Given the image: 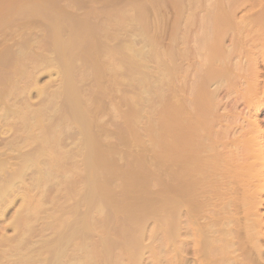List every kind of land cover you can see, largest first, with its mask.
<instances>
[{"label":"bare ground","instance_id":"obj_1","mask_svg":"<svg viewBox=\"0 0 264 264\" xmlns=\"http://www.w3.org/2000/svg\"><path fill=\"white\" fill-rule=\"evenodd\" d=\"M2 1L4 2L8 1L7 3L9 4L7 8L8 7L10 8L9 5L15 3L17 0H0V2ZM1 12H3V9L2 11H0V13ZM45 12H44V15H45ZM215 12L214 14H212L214 22L211 25L210 24L208 25L210 27L209 29L210 31L208 30L207 33H208V38H209V35L211 34L210 40L208 39L206 41L207 29L206 30L203 29V31L200 32V35L204 33V38H203L204 41L201 40L202 39V35H201V39H200L201 42L199 41L200 37H198L196 39V42L198 41L199 43L198 44L195 43L193 44V47L192 46L189 47L190 46L189 44L186 45L187 39H182V40H185L184 42L181 41L185 45H184V48H180L182 52H180V49L179 51L177 49V52H179V54L177 53V55H176L175 45L177 44V40H178L177 38H179L177 37V35L179 36L180 33H178L179 31L177 32V28L175 29H176V33L178 34L174 33L175 31L174 28L172 29L173 31L171 32L172 35L170 39L171 44L169 48L167 47L168 50H166L165 52L166 55L168 53L167 61L169 60L170 61L167 62L168 66H166L165 68H164V63L162 62L164 61L166 63V60L164 59L163 61H161L164 57L162 58L161 56L162 54L158 50L159 48L157 49L155 48L156 51L158 52L157 53L156 51L153 50L154 48L152 49V46L150 47L151 52L154 51L156 53L152 54V61H150V59L149 61H150V64L154 63L153 67L156 69L158 73V75H156V71H153L155 76L152 73V75L155 77V79L153 78L154 80H152L154 81L152 83L153 88L155 87L159 89V86H160V91L162 94L163 88H161V86H163L164 83L166 82L165 84L166 85L168 84L169 89L167 87H164V88L165 89L167 88L168 90L167 93L170 94V95H167L169 96L168 97L169 100L167 99L166 100L167 103L165 102L166 104L163 105L164 107L162 106L164 108L163 110L158 108L160 110L159 112L157 110V113H156V110H153L154 115H155L153 117H151L153 113L152 114L150 113L151 114L150 122H152V119H153L152 125L154 124V127H156V129L153 127L154 131L156 130L154 134L150 132L151 133L150 143H151V146L153 147V148L151 147L152 148V151H151L152 160H153L152 164H154L153 169H150V170H154V173H152L154 174V176L153 175L152 176L155 180V184L157 183V185L159 186L164 185L165 189L163 188L164 190L162 189L161 190L162 192L160 191V193H157L153 198L151 197L152 199H150L149 197L150 193L148 196L149 200L148 199L146 201L144 200L147 196H145L144 199H142L145 201L144 206H146V209L144 206H143L144 209L143 207L142 208L140 207L139 210L141 209L142 211H139V215L141 212H143V210L144 211L147 210V212L146 213L144 212V214L141 213V217H142L141 219L139 218L140 216H138L139 219L138 218L136 219L138 213L137 214L135 213L138 211L137 210L138 205L139 206L142 205L141 203L136 204L137 208H136V205L134 204L135 206L134 208H136L137 211L135 210L134 212L133 210L131 213L130 211H128L130 214H132L133 212L134 214H136V217L132 214L133 221L131 220V222L133 224L131 223L130 225L132 226L136 225L137 228L132 227L133 229H135L134 230L135 232L131 231V234H129L130 229H131L129 225L130 221L127 223L126 222L127 220L125 219V217H127V215L130 216V214L127 213L126 215V213H123L124 211L127 212V208L129 207L127 206L126 208L123 206L125 209L120 208L122 204L121 205L119 204L118 206L117 204H115V202L114 203L112 202L115 199L112 198L113 199L112 200L109 197L111 199L110 200L108 196L106 195L107 188L105 187V185L107 183L104 184L105 181H102V176H103L102 174L105 171L103 169L104 165L97 159V158H100L99 152H101V150L99 149L98 153L96 151H93V147H94L93 142H94L95 137L93 138L91 135V130H90L91 121L86 115L88 108L84 106V104H86V102L90 100L86 101L85 100L86 97L83 100L82 99L83 95L81 96V99H80L79 94H80L81 88L77 90L78 87L75 88L76 87L75 86L72 89L71 87L74 84L71 87H69L71 85L72 79H75V77L72 78V72L69 71L70 70L69 67L71 66V63L74 64L73 62L74 58L77 59L78 57H81V59L79 58L80 61L82 60V63L83 61H85L84 63L87 62L86 64H88V66L90 64L94 66L97 65V63L95 62L96 56H94L92 49L89 50L88 52L90 53H88L87 49L89 47L87 48L86 45L83 43L85 39H82V38H84L83 36H85L87 33L85 29L86 26H84L83 24L82 30H83V27L85 30L84 32H82V30H80L81 29L80 23L78 25L79 31L76 28H74L72 24L71 26L73 27V29H71L70 27L71 31H69V27H68L67 31L69 33H67L66 31L67 33L66 36H68L69 39L65 40V37L64 39L61 38L63 37V34H61V31L64 25L58 22L56 18L54 19V16L53 17L50 16L51 18L47 17V19L50 18L48 20L49 22L48 29H46L48 30V33H49L48 37L50 38L49 51L50 53L52 52L53 56L52 55L47 56L48 53L44 54L45 56H43L42 52L40 51L42 55L41 54L39 55V62L41 63V60H42V64H43V60L46 58V60L48 61V62L46 61V63H48L50 67H52V68H49V70H53L52 72L55 71L56 75L58 76L60 75L61 82L59 81V84L57 83L58 84L57 91L56 89H55V92L51 90L52 93H50L51 97L49 94V98H48L49 101H47L46 104H42V107L44 105L45 106L48 105L47 103L53 102L55 97L57 95H60V93H62V96L60 97H62V99L65 97L66 99V100H63L66 104L62 102V105L60 104L61 105L60 108L59 106H57L58 108L55 107L56 106L55 102L58 100H61V98L58 99L59 96L57 97V99H55L56 101L52 103L54 104V106H53V109L51 110L53 113H55V117H54L55 120L53 119V121H52L53 114L52 116L48 115L47 112H45V111H48L47 109L46 110L45 109L43 110L42 108L38 109V107L37 109H34V110L33 108L30 109V106L32 104L30 105L29 103L30 101L27 100L28 98H25L27 100V104L25 100L26 106L25 104H23L24 103L23 100H22V103L21 101L17 102V103H21V105L18 104L19 106H23L20 109L14 110L16 106L14 108H13V105H11L12 107L10 106V103L12 102V100L10 99L11 101L9 103V98H15L16 100H18L17 95L24 94V93L25 95L30 97L31 92H35L37 96L38 95L43 96L44 89L42 88V86L39 87V84H37L38 86H36L35 83L37 82H35V77H33L35 76V73L32 71L31 72L28 71V67L33 66L32 64H31L32 66H30V63H33L36 65V62H38L37 58H36V61L34 60V62L33 61L30 62L31 57L27 58L28 56L27 57L25 56L26 54L24 52V48H26L27 46H30L29 43L23 42V44L21 45V48L20 49L17 48L18 50L15 51L14 54H12V57L4 61L2 57L5 55V50L10 49V52H9L10 54L14 49L12 48L13 50L11 51V48L8 47V45H10V44H6V41L8 40L4 38L0 39V43L5 42V45H3L2 43L0 44V46L2 45L5 47V49L2 48L3 54L0 51V58H1L0 66L3 67L1 68L5 75V76L3 75L4 78H2V82H1L3 84V87L0 88V112H1L0 122L3 120L5 124H6L5 121L9 122L8 127L6 128L4 127L5 129L2 130V134H5L6 136V134L10 133V131L12 132V137L10 135V139L8 140L4 139L5 140L4 146L7 148V150L11 151L12 154L9 152L6 153L7 152L6 149H5L6 152L0 151V223H1V228H3L4 231L10 228L14 232L13 235L11 234L12 236L11 235L7 236L8 233L5 234L6 232L0 233V264H140L141 260L143 259L142 256H144V252H145V249L143 251V248L141 246L142 244H140L144 240V239L142 240L141 238L145 237L143 236L144 228L142 226H144L143 224L147 222L146 220H148L149 218L148 215L157 224L152 232H151L152 229L150 230V234H152L154 237V234L158 235L159 231L160 233H164L163 238L165 240V244L168 249L167 254L169 255V256L167 255V259L169 260L167 261L169 262L168 264H179V263L180 264H244V260L248 258L250 262L255 260L254 264L255 263L264 264V219H263L262 213L260 212V206L264 202V137H263V130L260 124L256 122L255 120H253L252 117L249 116L251 115L250 114L251 107L248 101L250 99H254L255 97H257L260 91L263 94V96L260 97L258 101L261 99L264 100V81L262 83L263 85H261L262 88L261 87L259 88L261 75L258 70L259 68H257L256 65H254L255 63L253 64L252 67L250 66V68L246 67V71H247L246 74H241V71H243L244 64L242 66L240 65L242 62L241 63L239 62L240 64H238V63H235L234 60L237 59V57H240V56L242 57V55L246 54L247 51L246 53L244 52V54L242 53V55L241 54L239 55V53L245 50L240 51L239 49H241V47L236 46L237 47L236 48L233 46L229 47L225 45L226 42L224 43V41L222 40H224L229 33L231 34L232 31L231 29L229 30L226 28H225L226 30H224L222 26V23L224 22V20H226L224 19L225 17H223L225 15H223V13L218 10ZM4 15L5 13L3 14V16ZM42 15H43V12H42ZM260 20H261L260 22H264V15L260 17ZM115 21H117V19ZM136 21L138 20L136 19ZM118 22H120L119 19H118ZM121 22L123 25V21ZM71 23H68L69 24L68 26H70ZM109 23H112V21ZM20 25L22 26V24ZM261 25L262 27H260ZM11 26L14 27V25H11ZM110 26L112 25L110 24ZM110 26L108 27L110 28ZM260 26H258V28L257 27L255 28L257 29V32L256 30L252 31L254 27L253 28L251 27L252 29H250L249 26H246L247 29L250 30V32L252 31L251 33L254 32L253 36H255L253 38L250 35L251 33L250 34L248 33L249 31L248 30L247 40L249 39V35L251 36V39H253L256 42L258 40V37H260L261 35L262 36L260 38L261 39L264 38L263 37L264 35L263 34L264 32L263 24H260ZM246 27H245V31L247 30ZM259 27L261 29V33H262L261 35L259 34L260 32L258 33ZM66 28H67V25L64 27V29L66 30ZM237 28L238 30L234 29V31H236V33L238 32V34L241 35L242 31L244 30V27H237ZM74 29H76L75 32L78 31V33L74 34L75 37H73V33H72ZM107 30L108 28L106 29V31ZM46 34L47 33H45V35ZM68 34H71V36ZM175 34H176V37H175ZM243 34H244V31H243ZM257 34H258V37H257ZM29 35L27 34L26 36L29 37ZM78 35L80 36L78 37L79 40H76ZM205 36H206V39H205ZM245 36L246 35H244L243 37ZM10 38H11V35H10ZM73 38L75 39V41L73 40ZM211 39H213V41ZM235 39H237L236 36H235ZM230 40H232L233 42V39H229V41ZM81 41H82V44H81ZM76 42L77 43L80 42V44H77ZM174 43L176 44L173 45L174 46L173 47L172 44ZM244 43L246 44V40L244 41ZM252 43H255V42H252ZM13 44H15V42ZM260 44L262 45L260 46ZM260 44L251 45V49L248 50V54L249 53L255 54L254 48H256L257 51L258 49L259 51L260 50L263 51L264 44L263 43H260ZM33 45H34V42H33ZM249 45L250 44L247 45L248 48H249ZM49 46H47V48ZM100 48L102 52L103 49L102 47ZM94 49L95 47H93V50ZM108 49H111V48H108ZM112 49H115V48H112ZM130 50L129 52H131ZM137 51L138 50H136V54L134 53L135 51H133L132 53L133 57L131 56V53L129 55V52L127 53L128 55L125 54L126 55L125 60L129 64H131L130 66L131 68H133V71L135 72V75H136L135 77L137 79L136 82L138 85H140L139 86L140 88L142 87L143 90L140 89L141 92L143 91V93H145V92H148V90L152 91L153 88L151 85L150 87L151 90L150 89L147 90L146 77L149 75V73L148 75H146V73L142 71V67L144 68V65H146V60L145 58H143V56L145 55V52L143 51V49L140 50L144 53V55L143 53H141L142 55L141 57L139 56L141 58L140 60V58L139 59L137 58V56L139 55L137 53H140V52L139 51L137 52ZM184 51H187V52L183 54ZM44 52L46 53V51ZM103 52H107L106 55H108L109 53V51H106V50H104ZM149 52L147 54L151 55V52L150 54ZM263 52H262V55H263ZM122 53L123 52H121V54ZM113 54L115 55V53ZM186 54H188L187 57H184L186 56ZM34 55L35 54L33 53V57ZM76 56L78 57L76 58ZM98 56L100 55L98 54ZM181 56H183L184 58H182ZM35 57H38V55L36 54ZM135 57L137 59V62H135L136 61ZM176 57L180 60L179 63ZM132 58H134L135 60ZM160 58L162 59L160 60ZM98 59H101V56ZM190 59H192V61H190ZM112 60H114L113 57H112ZM122 60H123V57H122ZM131 60L134 61L135 63H133ZM101 61L99 63L102 64V66H104L105 62H107V59L104 63ZM142 61H145V64ZM236 62L238 61L236 60ZM111 64H113V62ZM38 65L40 66V64ZM120 65L121 63L116 61L115 64L112 65L111 71H118L119 70L118 68H121V66L123 68L125 63L122 64L121 66ZM98 66L99 65H97L96 70L99 68ZM234 66H236V68ZM85 67H83V69ZM95 67H93L94 70H95ZM113 67L115 70H113ZM188 67H189V71L187 70ZM36 68H33V69H35L36 71ZM41 68H42V65L40 68H37V69L40 70ZM100 68L104 72L103 67H100ZM106 68H108V65H106ZM101 70H99V72ZM120 70L118 72H120ZM143 70H145V68ZM102 71L99 73L100 75L96 73L98 76V79L100 80L101 78L99 77H101ZM44 72H46V70ZM47 72H49L48 69H47ZM89 72L93 73L91 68ZM69 73H71V75ZM109 73H110V69H109ZM116 73L117 72H114L113 74H116ZM37 74L38 72L36 73V75ZM73 74L76 75L77 73H73ZM83 74H80V75H83ZM113 74L111 73V75ZM18 75H19V78H17ZM38 75L36 76L37 78H38ZM95 75H93V80H94ZM129 76L130 75H128V77ZM28 77H30V79ZM70 77L72 79H70ZM78 77L80 78L79 75L77 76V78ZM90 77H92V74L91 76H89V78ZM24 78L29 79L28 80L29 82L27 81V83L29 84L30 82L31 84L33 83L34 87L32 86L31 88H29L27 87L28 84L23 85L22 80H24ZM31 78H34L33 82L30 81ZM162 81L163 83H161ZM21 82L23 86L21 85L19 86ZM68 83H69V86H68ZM47 84L48 83L44 84L43 87H45V85ZM112 84L114 85L115 83L112 82ZM25 85L26 87H24ZM116 86L118 88L119 84H117ZM125 86H128V84H125ZM130 86H131L130 88H132V85ZM45 88H46L45 89V92H46L48 87H45ZM59 88H60V91H59ZM144 88L146 89L145 91H144ZM49 91H50V88H49ZM49 91L47 92L49 93ZM96 91L100 92V90L98 91L97 89L95 90V94H94V90H93L92 94H94V97L97 95ZM90 92H89V95H90ZM136 92H135V95H137ZM154 92L158 93L159 90H156V91L153 90L152 94ZM119 94H121L120 89H119ZM159 94L156 95V103L158 100L157 96H159ZM233 94L235 95L233 96ZM238 94H240L239 99L235 97ZM44 95L47 96L46 93ZM99 97L101 96L99 95ZM105 97H106V94H105ZM165 97H164V100H165ZM92 98L93 97H91V99ZM15 99H14V102L16 104ZM123 99H124V96L122 100ZM135 99L134 98L132 99L133 100L131 102L132 104L135 101ZM137 99L138 100H136V102L140 104L138 96H137ZM5 100L6 102H8L9 105L5 102ZM164 100H161V101H164ZM84 101L86 102L84 103ZM96 101L98 102L99 99L96 100V97H95V103ZM118 102L120 101H117L116 103ZM136 102H135V105H136ZM144 102H145V99L143 103ZM91 103L87 102V104L89 105ZM62 106H63V109H62ZM138 107H136V109ZM141 107L142 105L140 106V108ZM57 109H59L60 112L61 111L63 112V113L61 112L63 114L61 115V117H59L58 113L60 112H58ZM56 111L58 112L57 113L58 115H56ZM129 111H133V110H129ZM136 111L134 110L133 113L131 112L132 115L129 117L130 120L134 119V118L131 119L132 116L139 114L138 110ZM89 112L90 114L93 113L90 110ZM140 112H141V109H140ZM65 113L67 114V116L65 115ZM118 114H119V118L122 119L121 118L122 114L119 113V110H118ZM57 116H58V120L56 118ZM63 116H65L64 118L66 119V121H68V125L66 121L65 123L64 121L63 122L60 121L61 119L59 118H62ZM8 118L9 119L11 118L12 121L11 120L9 121ZM11 122H13V124ZM60 122L64 123L65 126L67 125L68 129L70 127V130L71 129L78 130L79 131L78 134L80 133L79 135H81V137L78 136L80 138L77 139V141L82 139L83 143L81 144V146L82 145L84 146L82 156H80L79 158V159L82 158L81 167H79L80 165L79 166L76 165L75 161L74 163L69 162L70 164L65 163L67 162L66 160L73 158V157L75 158L77 149L75 150L76 152L73 155H71L70 150H69L70 153L68 152L67 155H65L64 152L61 151L63 149L60 150V147H62V146H59V143H61L60 142L61 137L58 138L57 136L58 131L59 130L61 131L62 129V128L59 129L60 124H61ZM131 123H132V129L134 131V129L137 128L136 127L137 124L134 127L133 125L134 123L133 122ZM0 124L2 125V123ZM61 127H62V124H61ZM146 129L147 128H145V131ZM120 130H122V127L120 128ZM135 132L136 131H134V133ZM137 132L136 134H138ZM139 135L138 136L136 135L137 140L136 138H134L135 141L137 142L140 140ZM144 137H145V134H144ZM141 143L142 142L139 143V146H141L140 145ZM62 144L64 143L62 142ZM135 145H137L138 147L137 143H135ZM28 147H29L28 150L22 151L24 148L26 149ZM15 152H18V153L15 155L13 154ZM139 152H140V149H139ZM80 153H81V150H80ZM77 154L76 156L79 155ZM65 156H66V159H65ZM137 164L139 163L137 162ZM141 164L143 165V162H140V165L137 168L138 172L140 170L139 168L142 167ZM151 166H149L148 169L151 168ZM67 167L69 169H67ZM135 168H136V165H135ZM144 170H147V169L144 168ZM79 171L82 172L81 173L82 175L80 174ZM51 172H52V176H55V177L57 176L56 177L57 181L59 179L58 175L61 179V176H60L61 173H63L62 175H64V173L65 175H67V176L64 175L65 178L64 176L62 177L61 182L59 179L60 185H58L60 190H61V187H60L61 185L64 187L66 191V195L62 196L64 197L63 200L65 202H61V203H59L60 200L58 201L57 197L56 198L51 197V199H54L55 201L52 200L53 201L51 202L52 207L50 206L51 209H48L49 206L45 205L44 203L45 201L41 197L43 195L41 194H43L42 190L43 188H45V187H42L44 186L42 184L43 183L46 184L45 179L47 182L48 178L51 175L50 174ZM56 172L58 175L56 174ZM136 172H135V174H137L136 180H137V177H139L141 174L142 178L141 176L139 178H141L142 180L144 179L143 181L145 183L146 181L145 173H143L142 171L141 173H138V172L136 173ZM78 173L81 176H79V178L75 180L76 176H78ZM27 176H30L29 180L31 179V183L28 184L29 186L26 185L25 183L26 179H28L26 178ZM108 176H109V173H108ZM104 178L105 177H103V179ZM63 179L65 180L67 179V180L65 181ZM128 180L130 181V179ZM62 181L63 182L65 181V182L63 183ZM108 181H109V178H108ZM143 181L139 183V180H138L137 185L138 183L139 185H141ZM57 184L55 186L57 188V194H58L59 189L57 187ZM131 184H134V183H131ZM130 188H132V186ZM32 189H34L35 192L37 191V194L36 193L31 194ZM107 192H109V190ZM138 192H140V190ZM13 196L14 198L17 196L19 200L21 199V203L17 211L15 210L14 216L12 217L11 222L9 221L10 223L8 222V225H5V227H3L2 225L6 223L3 219L4 212L9 208L10 204L12 205ZM74 196L76 198L80 196L79 197L80 201H78V203L75 201L73 202L74 204H71V205L68 204L67 201L68 202H70V200L72 201V199H74L73 198ZM62 197L60 198L62 199ZM138 197H141V196H138ZM47 200H48V197H47ZM116 205L119 208H117ZM46 206H47V210H46ZM80 206L84 207V208H81V209H84V212L82 213L83 215L80 214L81 216L77 217L79 216V213L81 212H77L76 209L79 207V210H80ZM121 209H123L124 211ZM128 210H132V209H128ZM105 211L107 212L109 211L111 215L112 213L113 214L123 213L124 215V217L122 218L123 222L122 221H121L122 223L120 222L123 226L119 228L121 225L118 226L116 224L118 226V228H116V232H115V229L113 233H110L108 230H107L108 232H106V229L104 227L106 223L105 215H107V213H105ZM76 212L78 213V215ZM144 215H147V216H144ZM122 216L120 215V217ZM109 218H113V217H109ZM143 218L145 221L143 220ZM124 220L126 221L124 222ZM98 221H100L104 225L103 224H102L103 226L100 225L101 228L103 227L102 229L100 228L99 230L98 229L96 230V228H98V225H95V224ZM141 222H143L142 225H141ZM123 223L126 224V227L127 225L129 227L125 229V226H124L125 224ZM136 223H140V224H138L137 226ZM138 227H140L139 230H138ZM145 228H146V224H145ZM92 233L96 234L97 236L96 238L97 241H94V243L89 242V239H90L89 235H91L93 238ZM34 234H37L36 237ZM96 236L94 235V237ZM112 236L113 237L116 236V237L113 238ZM115 245L116 247L114 249ZM188 246H189V250L187 251ZM190 246L192 247V249H190L191 248ZM113 249L116 250L115 252H117V250L119 249L118 254L115 253L114 257H113L114 254L110 252V250L112 251ZM190 250H192L191 251V256H192L191 260L193 258L192 261L188 260L189 258L187 257L185 259V256H189L188 252ZM186 252L187 254L185 255ZM252 257L254 259H252ZM189 261H191V263Z\"/></svg>","mask_w":264,"mask_h":264},{"label":"rangeland","instance_id":"obj_2","mask_svg":"<svg viewBox=\"0 0 264 264\" xmlns=\"http://www.w3.org/2000/svg\"><path fill=\"white\" fill-rule=\"evenodd\" d=\"M7 2H4V1L0 2V11H2V9H3V12L0 13L1 14L0 15V39L4 38V39L8 40V41H6V44H10V45H8V47L11 48V51L13 49L14 50L9 54L10 49H8V50L6 49L7 51L5 50V55L3 57L2 56L1 57L5 61L6 59L11 58L12 57V54H14L15 51H17L18 49L21 48V45L23 44V42L24 43L25 42L29 43L30 46H27L26 48H24V52L26 54L25 56L26 57L28 56L27 58H30L31 57V59H30L31 61L30 62H32V61L34 62V60L36 61V58H37V61L38 62H36V65L40 64V66L39 65L36 66L35 64L29 62L30 63V66H32V65L33 66L32 67H28V71L29 72L32 71V72L35 73V76H33V77H35V82H37V83H35L36 86H38L37 84H39V87L42 86V88L44 89L43 93L44 94L46 93V95H47V96H45L43 93H41V94H43V96H40V95L37 96L35 94V92H31L30 93V97H28L24 93V94H18L17 95V97H18L17 99L18 100H16L15 98H9V103H10L11 100L13 102V104H12V102L10 103V106L13 105V108L16 106L15 107L16 109L14 108V110H17V109L22 108L23 106H19V105H21L22 100L24 102L23 104H25V100H26L25 98H28L27 100L30 101L29 102L30 105L32 104L30 106V109L33 108V110H34V109H37V107H38V109L42 108L43 110L44 109L45 110L47 109L48 111L50 109V111H49L50 114H49L48 111H45V112H47V114L48 115H51V116L53 114V117H52V121H53V119L55 117V113H53L52 110H51V109H53V106H54V104H52V103H54V101H56L55 99H57V97L59 96L58 99L61 98V100H58V101L55 102V104H56L55 107L58 108L57 106H59V108H60V106L62 105V102L65 103L63 100H66V99H65V97L62 99V97H60V96H62V93H60V95H57L55 97V99L53 100V102H51L52 101L51 100L50 101L51 103H47L48 105H46V106L44 105L42 107V104H46V102L49 101V99H48L49 98V94L52 93V91L55 92V89H56V91L58 90V87L57 86H58L59 81H60V75L58 76V75H56L55 71L52 72L53 70H49V68H52V67H50V65L48 63H46V61H47L46 58L43 60V64H42V60H41V63L39 62V55L41 54V52H42L43 56H45L44 54H47V53H48L47 56L48 55L49 56L50 55L53 56L52 52L50 53V51H49V48H50V46H49L50 45V41L49 40H50V38L48 37V34H49L48 33V30H46V29H48V25H49L48 20L51 18L50 16H52V17L54 16V19L56 18L58 20V22H60L61 24L64 25V27L67 25L66 30L63 27L62 28V31H61V34H63V37H61V38L64 39V37H65V40H68L69 39V37L66 36L67 33H69L67 31L68 30V27H69V31H71V29H73V27L78 30L79 29V27H78L79 23L81 25V29L80 30H82L83 24H84V26H86L85 29H86V31H87L88 34L85 32L86 33V35H85V33H84L85 36H83L84 38H82V39H85L84 40L85 42L83 41V43L86 45L87 48L89 47L87 49V52L92 49L93 54H94V56H96V60H97V61L95 60V62L97 63V65H99L98 66L99 68L96 70L97 65H95L96 67L94 65H91V64H90L91 66L90 65L88 66V64H86L87 62L84 63L85 61H83V63H82V60L80 61L81 57H78L79 55L76 56V58L77 57L78 58L77 59L74 58V60L72 59L73 62H74V64L71 63V66L69 67L70 68L69 71L72 72V78L75 77L76 80L75 79H72L70 77V79H72V82H71V85L70 86H69V83H68V86L71 87L74 84L71 87L72 89L75 86H76L75 88L78 87L77 90H79V88H81L80 89V94H79L80 95V99H81V96L83 95L82 96V99L83 100H84L85 97L86 98L90 97L88 99L85 98L86 101L87 100H90V101H87L88 103H91V101L93 100L90 105L87 104L86 101H84V103L86 102V104H84V106L88 108L87 109V113H89V114L86 113V115H87V117L91 121V129H90L91 130V135H92L93 138L95 137L94 138V142H93V146H94L93 147V151H96L98 153L99 152V149L101 150V152H99V157L100 158H97V159L104 165V167L103 166L102 167H103V169L105 171H104L103 174L102 173L101 174L103 175L102 176V181H105L104 184L107 183L105 185V187L107 188L106 195L108 196V198L110 197L111 199L112 198L115 199V200L112 199L113 200L112 202L113 203L115 202V204H117L118 206H119V204L120 205L122 204V206H120V208H124V207L127 208V206H128L129 208H127V212H125L123 209H121V210L124 211L123 213H126V215H127V213H129L128 211H130V213H131L134 210V212H135V210L137 208V205L136 204H140L141 203L142 205H140V206L138 205V209H137L138 211L136 210L137 212H135L136 214L138 213L137 217H136V214H134V212L132 213L136 217V219L138 218V216H140L139 218L141 219L142 218L141 217V213L144 214V212L145 213L147 212V210H145V211L143 210V212H141L140 215H139V211H142L141 209L139 210V208L140 207L142 208L145 205V201L147 199L149 200V198H148L149 193H150V196L149 197H150V199H152L157 193H160V191L163 188L165 189V186L164 185L159 186V185H157V183L155 184V180L153 178L154 174H152V173H154V170H150V169H153V166H154V164H152V161L153 160H152V153H151V151H152V148L153 147L151 146V143H150V137H151V133L154 134V132H156V130L154 131V128L156 129V127H154V124L152 125L153 119H152V122H150V121H151V117L155 116L153 110H156V113H157V110H158V112H159L160 109L163 110L164 109L163 108L164 107L163 105L167 103L166 100L169 97L167 95H170V94L167 93L168 92V90H167L168 84L167 85L165 84L166 83L165 80H164V82H165L164 85L161 86V88H163L164 91L166 90L165 92L161 89L162 90V94H161L160 86H159V89H157L155 87L153 88V84L152 83L154 81H152V80L155 79V77H154L155 74L153 73V71H156V69L153 67L154 66L153 65L154 63L150 64V61H152V54L153 53H156L157 52L156 49L159 48L158 50H159V52H161L162 58L164 57L163 59L160 58V60L161 59H162L161 61H163L164 59L166 60V63L164 61L162 62V63H164V68L166 66H168V63L167 62H169L170 60L167 61L168 60V56H167L168 53L166 55L165 52H166V50H168V48H169V46L171 44L170 43V39H171V35H172L171 32L173 31L172 29L174 28V30H175L174 33H176V29L175 28H177V32L179 31L178 33H180L179 36L177 35V37H179V38H177L178 39L177 40V44L176 43L172 44V46L176 44L175 45V49H176V55H177V53L179 54V52H177V49L179 51V49L180 48H184V45H185V44H183L181 42V41H183V42L185 41V40H182V39H187L186 40V45L189 44L190 45L189 47H191V46L193 47V44H195V43L198 44L199 42L198 41L196 42V39L198 37H200L199 38V41H200L201 35H202V39L201 40H203V38H204V33H202L200 35V32H202L203 29L204 30L207 29V31H206V33H207L208 30L210 29V27L208 25L209 24L211 25L214 22V19L212 17V14H214V12L217 11V10L220 11V12H222L223 15H225V16H223V17H225L224 19H226L222 23V26H223L224 30H226V29H229L230 30L231 29V31H232V33L231 34L229 33L230 35L228 34L229 36L227 35L226 38L224 40H222V41H224V43L226 42V44H225L226 46H229V47L230 46L231 47L232 46L233 47H236L237 46V47H241V49H239L240 51L241 50H245V51H242L241 53H239L237 51L239 53V55L240 54L242 55V53L244 54V52L246 53V51H247V53L244 54V55H242V57L241 56L240 57H237V59H235L234 62L235 63H238V64H240L242 62L240 64L242 66L244 64L243 71H241V74H246L247 73L246 67L250 68V66L252 67L253 64L255 63L254 65H256V67L259 68L258 70H259V73L261 75L260 76L261 78H260L259 88L261 87V85H263L262 83H263L264 80H262V79H264V52H263L264 50L263 51L260 50L261 51V53H260L259 49L257 51V49L254 48L255 54H251V53L248 54V50L251 49V45H257V44L259 45L260 43H263L264 44V38L263 39L260 38L262 36L261 35L262 34L261 33V29H260V27H262V25L260 26V24H263V27H264V22H260L261 21L260 20V17L262 15H264V0H17L15 3L9 5L10 8L9 7L7 8L8 4H9ZM4 7L7 8V9H5ZM7 10H8V12H7ZM42 12H43V15H42ZM44 12H45V15L47 13L46 16L44 15ZM4 13H5V15L3 16ZM47 17H50V18L47 19ZM116 19H117V21H115ZM118 19H119L120 22H118ZM136 19L138 21H136ZM74 21H75V23H74ZM111 21L114 24L109 23ZM121 21H123V25H122V22ZM117 22H118V24H117ZM68 23H71L70 26H68L69 25ZM20 24H22V26ZM86 24L88 25V27H87ZM110 24L112 26H110ZM11 25H14V27H12ZM250 25H252V26H250ZM257 25L260 26L259 27V30H258V33L260 32L259 34L261 36L258 37V34H257V37H258V40L259 41L257 40V42H256L253 39H251V36L253 38L255 37V36H253L254 35L253 34L254 32L253 33H251V32L253 30H256V32H257V29H255L256 27L258 28ZM108 26H110V28ZM246 26H249L250 29H252L253 27L254 28L250 32V30L247 29ZM10 27H11V29H10ZM70 27H71V29H70ZM116 27H118V28H116ZM237 27H244V30L242 28V30L244 31V34H243V31H242L241 35L238 34V32L236 33V31H234V29H237L238 30ZM245 27L247 29L246 31H245ZM19 28H20V30H19ZM104 28H105V30H104ZM107 28H108V30L106 31ZM76 29H74V31L72 32L73 33V37H75L74 34L75 33H78V31H79L78 30V31L75 32ZM85 29L83 27L82 32H84ZM239 29H241V28H239ZM66 31H67V33H66ZM233 31H234V33H233ZM247 31H248L249 34L251 33L250 34L251 36L249 35V39L248 40H247V38H248ZM245 32H246V34H245ZM45 33H47V34L45 35ZM178 33H176V34H178ZM25 34L26 35L27 34L28 35L31 34V35H29V37H28ZM36 34H37V36H36ZM43 34H44V36H43ZM176 34H175V37H176ZM263 34H264V32H263ZM10 35H11V38H10ZM68 35L71 36V34H68ZM244 35H246V36L243 37ZM81 36H82V34H81ZM210 36H211V34L209 35V38H208V33H207V39H206V36H205L206 41L208 39L210 40ZM235 36L237 37V39H235ZM78 37H80V36L78 35L77 38H76V40H79ZM92 37H93V39H92ZM257 37H256V39H257ZM263 37H264V35H263ZM9 39H11V40H9ZM82 39H80V40H82ZM91 39H92V41H91ZM229 39H233V42H232V40L229 41ZM12 40H13V42H12ZM73 40L75 41L74 38H73ZM211 40L213 41V39H211ZM236 40H238V41H236ZM245 40H246V44L244 43ZM251 40H252V42H255V43H252ZM14 42H15V44H13ZM33 42H34V45H33ZM208 42H210V41H208ZM1 43L3 45H5V42H1ZM40 44H41V46H40ZM77 44H80V42H78ZM81 44H82V41H81ZM231 44H233V45H231ZM248 44H250L249 45V48L247 46ZM261 45L262 44H260V46ZM47 46H49V47L47 48ZM151 46H152V49L154 48L153 50L156 51V52H154V51L151 52V48H150ZM246 46H247L248 49L246 48ZM93 47H95L94 50H93ZM100 47H102L103 51L104 50L109 51L108 55H106L107 52H103V51L101 52V48ZM2 48L5 49V47L2 46V45L0 46V49H1L0 51L1 52L3 51ZM108 48H111V49H108ZM112 48H115V49H112ZM138 48L140 50L143 49V51L145 52V55ZM119 49H121V50H119ZM129 50L131 52H129ZM136 50H138L140 52V53H137V54H139L137 56V58L139 59L142 56L141 53H143V55H144L143 58H145V60H146V65H144L145 70H143L144 68L142 67V71L145 72L146 75H148V73H149V75L147 77L145 75L146 82H147V84H146L147 87L146 86L145 87L148 90V89H150V87L152 85V88H153L154 91L159 90L158 93L157 92H154L155 94L154 93L152 94L153 90L152 91H149L148 90V92H145L146 94L143 93V91L141 92V90H143V89H142V87L140 88L139 87L140 85H138L137 82H136L137 81V79L135 78L136 75H135V72L133 71V68H131V66H130L131 64H129L125 60V57H126L125 54H127L129 52V55L131 53V56H132L133 51H135L134 53L136 54ZM44 51H46V53ZM149 51L151 52V55H148L147 54ZM121 52H123L122 54H124V55H122ZM150 52H149V54H150ZM180 52H182L181 49H180ZM185 52H187V51H184L183 54ZM262 52H263V55H262ZM33 53L35 55L37 54L38 57H35V55H34V57H35V59H34ZM88 53H90V52H88ZM113 53H115L116 56ZM252 53H253V51H252ZM2 54H3V52H2ZM98 54L101 56L102 61H101V59H98V58H100V56H98ZM188 54H186V56H184V57H187ZM109 55H110L111 59H110ZM181 55H182V53H181ZM112 57L114 58V60H112ZM122 57H123V60H122ZM181 57L184 58L183 56H181ZM241 58H242V60H241ZM82 59H84V58H82ZM106 59H107V62H105ZM132 59H134V58H132ZM135 59H136V57H135ZM149 59H150V61H149ZM176 59H178V58L176 57ZM109 60L111 61V63L113 62V64H111ZM127 60H128V58H127ZM129 60H130V58H129ZM140 60H141V58H140ZM236 60L238 62H236ZM100 61L103 62V63L105 62V65L103 64L105 67L102 66V64L99 63ZM116 61L119 62V63H121V65L125 63V65L123 66V68H122L121 65H120L121 68H118L119 70L121 69L120 72H118L119 70L118 71H111L112 70V65H114ZM179 61L180 60L178 59V63H179ZM190 61H192V59H190ZM44 62H45V64H44ZM132 62L133 63L137 62V59H136L135 62L134 61H132ZM142 62L145 64V61H142ZM41 65H42V68L40 70L37 69V68H40ZM106 65H108V68H106ZM151 65H152V67H151ZM82 66L83 67L86 66V67L83 69ZM1 67L2 66H0V70H1L0 71V88L3 87V84L1 82H2V78H4L3 77L4 72L2 71V68L3 67L2 68ZM87 67H88V69H87ZM93 67H95V70H94ZM100 67H103V70H104L105 73L101 70ZM234 67L236 68V66H234ZM33 68H36V71ZM77 68H78V70H77ZM90 68L93 71V73H90L89 72L90 71ZM248 68H247V70H248ZM42 69H43V71H42ZM47 69H48L49 72H47ZM109 69H110V73H109ZM37 70H39V71H37ZM45 70H46V72H44ZM99 70H101L102 71V74H103V75L101 74V77H99V78H101V80L98 79V76H97V74H99L101 72V71L99 72ZM105 70L106 71L108 70V71L106 72ZM113 70H115L114 67H113ZM187 70L189 71V67L187 68ZM94 71H95V73H94ZM37 72H38V74L41 73L39 75L37 74L38 75V78L36 77L37 76L36 75ZM114 72H117V73L116 74H113ZM73 73H77V74L75 75ZM111 73L113 75H111ZM152 73H153L154 76L152 75ZM49 74H50L51 78H50ZM69 74L71 75V73H69ZM80 74H83V75H80ZM91 74H92V77L89 78V76H91ZM105 74H106L107 77L105 76ZM122 74H123L124 77L122 76ZM78 75L80 76V78L79 77L77 78ZM93 75H95L94 76V80H93ZM126 75H127V77H126ZM128 75H130V76L128 77ZM156 75H158L157 71H156ZM57 76L59 77V79H58ZM17 78H19V75H18ZM28 78L30 79V77H28ZM119 78H121V79H119ZM29 79H27V78L25 79L24 78V80H22L23 85L24 84H28L29 86L27 85V87H29V88H31L32 86L34 87L33 83L31 84V82H30L31 85L29 83H27V81ZM162 79H164V78H162ZM33 80H34V78H31L30 81L33 82ZM36 80H38V81H36ZM120 80H122V81H120ZM22 82H21V84H19V86L20 85L23 86L22 85ZM112 82L115 83V84L117 82V84H119V87L117 88V86H116L117 84L116 85L115 84L113 85ZM46 83H48V84L45 85V87H48V89L45 92V89L46 88L43 87V86ZM124 83L125 84H128L129 87L128 86H125ZM161 83H163V81ZM130 85H132V88H130L131 87ZM24 87H26V85ZM164 87H167V88L165 89ZM49 88H50V91H49ZM122 88H123V90L124 89L125 90L123 91ZM97 89H98V91L100 90V92H97L96 91V94L97 95L95 97H96V100L99 99V101L98 102L96 101V103H95L94 94H95V90H97ZM119 89H120L121 94H119ZM93 90H94V94H92ZM133 90H134V92H133ZM145 90L146 89L144 88V91ZM47 91H49V93ZM59 91H60V88H59ZM106 91H107V93H106ZM89 92H90V95H89ZM113 92H115L116 94L113 93ZM135 92L137 93V95H135ZM109 93H111V94H109ZM138 93H140V94H138ZM103 94H104V96H103ZM105 94H106V97H105ZM112 94H113V96H112ZM158 94H159V96H157V98H158V100L160 98V100L159 101L157 100V103H156V95H158ZM23 95H24V97H23ZM99 95L101 97H99ZM119 95H121L122 97L119 96ZM234 95L235 94H233V96ZM19 96H20L21 99L19 98ZM21 96L23 97V99H22ZM117 96H119V97H117ZM123 96H124V99L123 100L125 102L122 100ZM137 96L139 98L140 104H138V102H136V100H138L137 99ZM242 96H244V95H242ZM262 96H263V94L260 91L258 93V96L257 97H255L254 99H250L248 101H249V105L251 107L250 108V111H251L250 114L251 115H249V116L252 117L253 120H255L256 122H258L260 124V126L262 127V130H263V137H264V128H263L264 127V100L261 99V100L258 101V99L260 97H262ZM15 97H16V95H15ZM39 97H40V99H39ZM50 97H51V94H50ZM91 97H93V98L91 99ZM132 97L134 99L136 98L135 101L133 102V104L131 103L133 101L132 100L133 99ZM164 97H165V100H164ZM235 97H237L239 99L240 94L236 95ZM126 98H127V100H126ZM14 99L16 101V104L14 102ZM41 99L43 100V102H42ZM144 99H145V102L143 103ZM7 100H8V98H7ZM27 100H26V104H27ZM161 100H164V101H161ZM20 101H21V103H17V102H20ZM60 101H61V103H60ZM117 101H120V102L116 103ZM5 102H6V100H5ZM135 102H136V105L137 106L135 105ZM6 103L8 104V102H6ZM26 104H25V106H26ZM129 104H130V106H129ZM88 105H89V107H88ZM138 105H139V107H138ZM141 105H142V107L140 108ZM63 106H62V109H63ZM136 107H138V108L136 109ZM113 108H114V110H113ZM158 108H160V109H158ZM115 109H117V110H115ZM128 109L129 110H133V111H129ZM140 109H141V112H140ZM89 110L92 111L93 113L90 114ZM118 110H119V113L122 114V116H121L122 119L119 118ZM134 110L135 111L138 110L139 114L134 115L135 117L132 116L131 119L132 118H134V119L130 120L129 117L132 115V113L134 112ZM18 111H20V110H18ZM57 111L60 112L59 109H57ZM57 111H56V115L59 114V117H61V115H63L62 114L63 112L61 111L62 113L60 112L61 113L60 114ZM150 111H152V112H150ZM116 112H117V114H116ZM136 113H137V111H136ZM150 113L151 114L153 113L152 116H151ZM0 115H1V112H0ZM65 115L67 116L66 113H65ZM89 115H91V116H89ZM92 115H93V117H92ZM64 117L65 116H63L62 118H59V119H61L60 121H62V122L64 121V123H65L66 119ZM90 117L93 118L94 120L91 119ZM56 118L58 120V116ZM10 120H11V118L9 119V121ZM134 120H135V122H134ZM5 122H6V124L4 123V120L0 122V123H2V125L0 124V126H1V128H0V143H1L0 144V151L1 152H6L7 151L6 153L9 152V153L12 154V152L9 151V150H7V148L4 146L5 140L10 139V135L12 137V132L11 131H10V133L6 134V136H5V134H2V130L5 129L6 127H8V124H9L8 121H5ZM131 122L134 123L133 124L134 127L137 124L136 125L137 128H135L134 131H136V132L138 131L137 132L138 134H136V132L134 133V131L132 129V123ZM11 123L13 124V122H11ZM64 123H61L62 124V127H61V124H60V128L59 129H61V128L62 129H61V131L58 129L59 131H58V134H57L58 138L61 137L60 138L61 141L59 139V141L61 143H59V141H58L59 146H62V147H60V150L63 149L61 151L64 152L65 155H67V153L69 152V150L71 152V155L75 154L76 151L79 154L78 155L76 153L79 157L76 156V154H75V158L74 157L73 158H70V159L66 160L67 162H65V163L70 164L72 162L74 163V161H75L76 162V165H78V166L80 165L79 167H81V161H82L81 159L82 158L81 159H79V158H80V156H82V152L84 150V146L83 145L81 146V144L83 143L82 142V139L79 140L80 142L77 141V139H79L81 137V135H79L80 133L78 134V132H79L78 130H72V129L70 130V127L68 129V127H67L68 121H66V123H67L66 126H65ZM130 123H131V125H130ZM138 125H139V127H138ZM119 126H120V128L122 127V130H120ZM125 126H126V128H125ZM130 127H131L132 130L130 129ZM144 127L147 128L146 131H145V128ZM138 129H140V130H138ZM142 129H143V131H142ZM76 131H77V133H76ZM129 132H130V134H129ZM92 133H94V134H92ZM123 133H124V135H123ZM139 133H140V135H139ZM147 133H149V134H147ZM13 134H14V132H13ZM144 134H145V137H144ZM136 135L137 136L138 135L140 136V140L138 142L135 141V139H134V138L137 137ZM147 135H148V137H147ZM74 136L75 137L77 136L76 139H75ZM78 136H80V137H78ZM142 136H143V138H142ZM70 137H72V138H70ZM98 137H100V138H98ZM136 140H137V138H136ZM129 141H131V142H129ZM132 141H134L135 143H137L138 144V147ZM62 142L64 144H62ZM140 142H142L140 144L141 146H139V143ZM78 148H80V149H78ZM5 149H6V151H5ZM28 149H29V147L26 148V149L24 148L22 151H26ZM139 149H140V152H139ZM58 150H59V148H58ZM80 150H81V153H80ZM17 153L18 152H15L13 154L16 155ZM65 159H66V156H65ZM137 162L139 164H137ZM140 162H143V165L141 164L142 167L140 166L141 168H139V169L143 173H145V176H146L145 183L143 181L144 179L143 180L141 179L142 178L141 174H140L141 178H139L140 177L139 176V177H137V180H136L137 174H135V172H136L137 168L139 167ZM135 165H136V168H135ZM149 166H151V168L148 169ZM68 167H67V169H69ZM144 168L147 169V170H144ZM140 170H139V172L137 170V172L138 173H141ZM66 171H68V170H66ZM102 172H103V170H102ZM81 173L82 172H80V174ZM108 173H109V176H108ZM143 173H142V175H143ZM50 174L51 175L48 178V181L47 182H46V179H45V183L46 184H44V183L42 184V185H44L42 187H45V188H43V190H42L43 191V194H41V195H43L41 197L44 199L45 205H48L49 206L48 209H51V207H52L51 206V202L55 201L54 199H51V197L52 198H56L57 197L58 198V201L60 200L59 203H61V202H65L63 200L64 197H62V196H65L66 195V191H65L64 187L61 185L60 186L61 187V190L58 187V185H60V183H59L60 177L57 174V172H56V174L58 175V178H59L58 181L56 180L57 179L56 178L57 176L56 177L55 176H52V172ZM62 174L63 173H61V175H60L61 176V179L65 175V173H64V175H62ZM80 174L78 173V176H76L75 180H77L79 178V176L82 175V174L81 175ZM65 176H67V175H65ZM65 176H64V178H65ZM52 177H54V178H52ZM103 177H105V178L103 179ZM26 178H28V179H26V182L25 183H26V185H28V184L31 183V179L29 180L30 176H27ZM50 178H52V179H50ZM108 178H109V181H108ZM162 178H163V176H162ZM61 179H60V182H61ZM128 179H130V181ZM63 180H65V179H63ZM138 180H139V183L141 181H143L141 185H139V183L137 185ZM57 182H58V184H57ZM131 183H134V184H131ZM56 184H57L58 189L60 190V191L58 190V192H59L58 194H57V188L55 186ZM130 184H131L132 188H130L131 187ZM155 186H157V187H155ZM137 188L140 190V192H138L139 190ZM108 190H109V192H107ZM136 190H138V191H136ZM44 192H45V194H44ZM35 193L37 194V191L35 192V190L32 189L31 190V194H35ZM123 195H125V196H123ZM121 196H122V198H121ZM135 196H137V197H135ZM138 196H141V197H138ZM145 196H147V197L144 199ZM16 197L15 198H14V196H13V198L11 197L13 203H12V205L10 204L9 205V208L4 212V218L3 219H4V221L6 223H4V225H2L3 227H5V225H8V222L9 221L11 222L12 217L14 216L15 210L17 211V209L19 208V205L21 203V199L19 200V198L18 197L16 198ZM47 197H48V200L50 198V200H49L50 202L47 200ZM60 197H62V199ZM79 197L80 196H78L76 198L74 196L73 197L74 199H72V201L70 200V202L67 201V203L70 204V205L71 204H74L73 202H75V201L78 203V201H80L79 200ZM13 199H14V201H13ZM142 199H144L145 201L142 200ZM58 201H56V202H58ZM67 203H66V205H67ZM54 204H55V202H54ZM134 204L136 205V208H134L135 207ZM81 206H83V205H81ZM81 206H80V210H79V207L76 209L77 212H81V213H79V216H77V217H80L81 215H83L82 213L84 212V209H81V208H84V207H81ZM118 206H117V208H119ZM130 207H132V208H130ZM144 207L146 209V206H144ZM144 207H143V209H144ZM92 209H94V208H92ZM128 209H132V210H128ZM46 210H47V206H46ZM108 212L105 211V213H107V215H105L106 216V223H105V227L104 228L106 229V232L109 231L110 233H113L114 229H115V232H116V228H118V226L121 225L119 228H121L123 226L121 223L123 222L122 221L123 220L122 218L124 217V215H123V213L122 214L114 213L116 215L115 216L113 213L111 215V213L110 212L108 213ZM260 212L262 213L263 219H264V202L260 206ZM132 214H130V216L127 215V217H125V219L127 221L124 220V222L126 221L127 223L130 221L129 222V225L132 223L131 220L133 221ZM77 215H78V213H77ZM120 215L121 216L123 215V216L120 217ZM144 216H147V215H144ZM109 217H113V218H109ZM114 217L115 218L117 217L116 218L117 220ZM148 217H147L148 220H146L147 222H145L146 228H145V224H143V222L145 221L144 218H143L144 221L141 222V225L142 224L144 225L142 227L144 228V230H143V233H144L143 236H145V237L144 238L143 237L141 238L142 240L143 239L144 240L140 244H142L141 246L143 248V251L145 249V252L146 253L144 252V256H142L143 259L141 260L142 263L140 262V264H168L169 263V262H167V261H169L167 259L168 249L166 247L165 240L163 238L164 233H160V231H159V233L157 232L158 235L157 234L156 235L154 234V237H153V235L150 234V230L152 229L151 230V232H152L153 229L156 227L157 224L150 218L149 215H148ZM107 219L110 220V221H108ZM113 219H115L116 221L113 220ZM119 219H121V220H119ZM111 221L112 222L114 221V222L112 223ZM102 224L103 223H101L100 221H98L95 224V225H98V228H96L97 226L95 227L96 230L97 229L99 230L101 228V226L104 225V224L103 225ZM123 224H125V223H123ZM136 224L138 226V224H140V223H136ZM124 226H125V229L129 227L128 225L126 227V224ZM107 227H108V229H107ZM132 227L134 228V227H136V225L135 226L130 225V228L131 229H130V233L129 234H131V231H134L135 230ZM139 229H140V227H138V230ZM11 231L12 230L10 228H8V229H6L4 231V229L1 228V223H0V233L6 232L5 234L8 233L7 236L8 235L10 236L11 234L13 235V233H14L13 231L12 232ZM92 234H93V238H92L91 235H89L90 236L89 237L90 238L89 239V242L94 243V241H97V239H96L97 236L94 233H92ZM34 235L36 237L37 234H34ZM94 235L96 237H94ZM111 235H113V234H111ZM161 236H162V238H161ZM115 237L116 236H114L113 238H115ZM150 238H151V240H150ZM115 247H116V245L114 246V249H115ZM114 249L112 251L110 250V252L112 254H114L113 257L115 256V253L118 254V251H119V249H118L117 252H115L116 250H114ZM190 249H192V247ZM188 250H189V246H188L187 251ZM191 251L192 250H190L188 252V255L189 256H185L187 254V252L185 253V255H184L185 256V259L187 257V258H189L188 260H191V257H192L191 256ZM106 256H104V257H106ZM106 258H108V257H106ZM252 259H254V258L252 257ZM192 260H193V258H192ZM247 260H248V262H247ZM191 261H189V262L191 263ZM249 262H250L249 261V258L244 260V264H249ZM254 262H255V260L252 261V262H250V264L251 263L254 264ZM255 264H257V263H255Z\"/></svg>","mask_w":264,"mask_h":264}]
</instances>
